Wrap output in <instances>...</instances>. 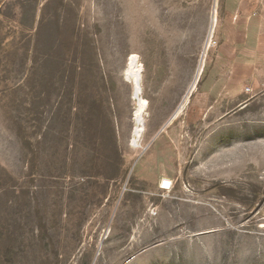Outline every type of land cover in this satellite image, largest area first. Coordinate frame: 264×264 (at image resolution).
Here are the masks:
<instances>
[{
	"label": "rangeland",
	"instance_id": "rangeland-1",
	"mask_svg": "<svg viewBox=\"0 0 264 264\" xmlns=\"http://www.w3.org/2000/svg\"><path fill=\"white\" fill-rule=\"evenodd\" d=\"M0 264H264V0H0Z\"/></svg>",
	"mask_w": 264,
	"mask_h": 264
},
{
	"label": "bare ground",
	"instance_id": "bare-ground-1",
	"mask_svg": "<svg viewBox=\"0 0 264 264\" xmlns=\"http://www.w3.org/2000/svg\"><path fill=\"white\" fill-rule=\"evenodd\" d=\"M133 64V66L135 65V63H136V61L135 60H133V62H132ZM131 66V65H130ZM137 66V65H136ZM136 66H134V67H131L132 68V75L135 77V80H136V83H137V85H139V83H140V76L138 75V73H139V70L137 69V67ZM129 70V69H128ZM130 73V72H129ZM140 74V73H139ZM132 76V77H133ZM139 87V86H138ZM140 101H141V103H140V113H142L143 111H144V109H145V107H146V103H145V101L143 100V99H140ZM139 113V114H140ZM142 116V115H141ZM141 116H139L138 118H139V121H137L139 124H138V133L136 134L138 137H139V135H141L140 133H142L141 131H140V129H141V125H140V123L142 124V122H141ZM164 184H165V186H168V185H171L170 184V180L169 179H166L165 180V182H164Z\"/></svg>",
	"mask_w": 264,
	"mask_h": 264
}]
</instances>
